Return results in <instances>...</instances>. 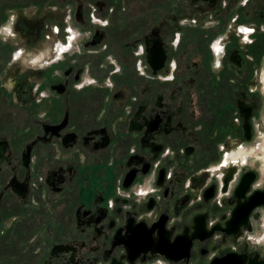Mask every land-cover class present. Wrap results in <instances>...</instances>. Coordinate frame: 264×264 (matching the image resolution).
Here are the masks:
<instances>
[{
    "label": "flooded vegetation",
    "instance_id": "obj_1",
    "mask_svg": "<svg viewBox=\"0 0 264 264\" xmlns=\"http://www.w3.org/2000/svg\"><path fill=\"white\" fill-rule=\"evenodd\" d=\"M264 0H0V264H264Z\"/></svg>",
    "mask_w": 264,
    "mask_h": 264
},
{
    "label": "rangeland",
    "instance_id": "obj_2",
    "mask_svg": "<svg viewBox=\"0 0 264 264\" xmlns=\"http://www.w3.org/2000/svg\"><path fill=\"white\" fill-rule=\"evenodd\" d=\"M262 144L264 145V136L262 138ZM262 155H263V158H264V153H262Z\"/></svg>",
    "mask_w": 264,
    "mask_h": 264
}]
</instances>
